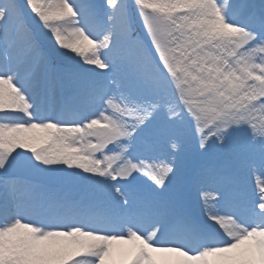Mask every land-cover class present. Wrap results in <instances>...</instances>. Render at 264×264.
Masks as SVG:
<instances>
[{
	"label": "snow or ice",
	"instance_id": "6c2138e0",
	"mask_svg": "<svg viewBox=\"0 0 264 264\" xmlns=\"http://www.w3.org/2000/svg\"><path fill=\"white\" fill-rule=\"evenodd\" d=\"M0 264H264V0H0Z\"/></svg>",
	"mask_w": 264,
	"mask_h": 264
}]
</instances>
